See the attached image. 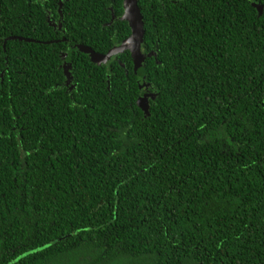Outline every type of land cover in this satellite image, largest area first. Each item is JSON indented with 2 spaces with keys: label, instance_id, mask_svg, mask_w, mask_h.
I'll use <instances>...</instances> for the list:
<instances>
[{
  "label": "trees",
  "instance_id": "16d2710c",
  "mask_svg": "<svg viewBox=\"0 0 264 264\" xmlns=\"http://www.w3.org/2000/svg\"><path fill=\"white\" fill-rule=\"evenodd\" d=\"M253 3L0 0V264H264Z\"/></svg>",
  "mask_w": 264,
  "mask_h": 264
},
{
  "label": "water",
  "instance_id": "95a60500",
  "mask_svg": "<svg viewBox=\"0 0 264 264\" xmlns=\"http://www.w3.org/2000/svg\"><path fill=\"white\" fill-rule=\"evenodd\" d=\"M124 15L121 18L123 21H127L131 28V36L127 38L120 46L111 49L108 54L101 55L96 53L91 48L85 46H79V49L89 54L92 62L101 64H107L112 57L117 56L126 51H130L135 64V71H137L145 60V55L142 53V44L144 42V21L141 10L138 6V0H123ZM260 14L263 12L264 6L253 3ZM67 68V66L65 67ZM68 81H70L69 71L65 70ZM149 95H145L138 100V105L147 114L149 110L148 103Z\"/></svg>",
  "mask_w": 264,
  "mask_h": 264
},
{
  "label": "rangeland",
  "instance_id": "374dc122",
  "mask_svg": "<svg viewBox=\"0 0 264 264\" xmlns=\"http://www.w3.org/2000/svg\"><path fill=\"white\" fill-rule=\"evenodd\" d=\"M144 85H146V84H144Z\"/></svg>",
  "mask_w": 264,
  "mask_h": 264
}]
</instances>
